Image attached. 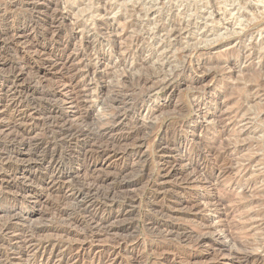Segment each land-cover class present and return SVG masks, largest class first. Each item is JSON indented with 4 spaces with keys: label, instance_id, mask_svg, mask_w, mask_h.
<instances>
[{
    "label": "rangeland",
    "instance_id": "obj_1",
    "mask_svg": "<svg viewBox=\"0 0 264 264\" xmlns=\"http://www.w3.org/2000/svg\"><path fill=\"white\" fill-rule=\"evenodd\" d=\"M263 60L264 0H0V264H264ZM217 162L212 184L175 176ZM98 206L130 225L110 257ZM200 223L205 244L164 232Z\"/></svg>",
    "mask_w": 264,
    "mask_h": 264
},
{
    "label": "bare ground",
    "instance_id": "obj_2",
    "mask_svg": "<svg viewBox=\"0 0 264 264\" xmlns=\"http://www.w3.org/2000/svg\"><path fill=\"white\" fill-rule=\"evenodd\" d=\"M178 1V0H177ZM193 1V0H192ZM218 1V0H217ZM233 1V0H232ZM239 1V0H238ZM189 2V1H188ZM209 1H207V3H208ZM226 2V1H225ZM235 2H236V0H235ZM229 3V2H228ZM227 3V4H228ZM232 3V2H231ZM236 4V3H235ZM239 4V3H238ZM237 4V5H238ZM184 5H186V3L184 4ZM230 5V4H229ZM197 7V6H196ZM241 7V6H240ZM235 9V8H234ZM241 11V10H240ZM187 12V11H186ZM233 12V11H232ZM246 16V15H245ZM55 17V16H54ZM250 17V16H249ZM241 18V17H240ZM232 20V19H231ZM249 20V19H248ZM246 21V20H245ZM244 21V22H245ZM259 26V24L256 26V27H258ZM256 29V28H255ZM257 47V46H256ZM264 61V60H263ZM216 67V66H215ZM219 67V65H217V67H216V69ZM264 67V66H263ZM184 68V67H183ZM221 69V68H220ZM214 70V69H213ZM235 71V70H234ZM245 71V70H244ZM243 71V72H244ZM246 72V71H245ZM261 72V71H260ZM258 73H259V70H255V74L256 75H258ZM217 75V74H216ZM250 75V74H249ZM146 77V76H145ZM16 78H17V76H16ZM173 81H174V79H170V80H168V81H166V82H164L165 84V88L167 89L168 87H171L172 85H173ZM145 82V81H144ZM148 82H150V83H152L153 85H152V88H154L153 86H154V84L156 83L157 84V82H154V80H148V79H146V83H148ZM145 85V84H144ZM147 85V84H146ZM148 85H150V84H148ZM257 85H262V82L260 81V82H258L257 83ZM242 86V85H241ZM149 88H151V87H149ZM237 88V87H236ZM252 91V90H251ZM127 97V96H126ZM229 97V96H228ZM49 100H50V98H49ZM221 102V101H220ZM255 102V101H254ZM231 103V102H230ZM249 103V102H248ZM243 104V103H242ZM242 104H240V106H243ZM253 104V103H252ZM257 104V103H256ZM255 104V105H256ZM78 105V104H77ZM223 105V104H222ZM254 105V106H255ZM263 105V104H262ZM80 106V105H79ZM124 107H126V106H124ZM248 107V106H247ZM252 107V106H251ZM250 110V109H249ZM127 112V111H126ZM126 112L124 111V113L126 114ZM120 113V112H119ZM243 114V113H242ZM120 115V114H119ZM224 115V114H223ZM116 116V115H115ZM225 116H227V114L225 115ZM80 117H82V119H83V114H81L80 115ZM85 117V116H84ZM123 117V116H122ZM222 116H220V118H221ZM117 118V117H116ZM258 118V117H257ZM81 119V118H80ZM85 119V118H84ZM83 119V120H84ZM114 119V118H113ZM54 120V119H53ZM118 120V119H117ZM220 120V119H219ZM120 121V120H119ZM218 121V120H217ZM236 122V121H235ZM256 122V121H255ZM115 123V122H114ZM219 123H220V121H219ZM260 123V122H259ZM15 124V123H14ZM85 124H86V122H85ZM118 124V123H117ZM222 124V123H221ZM12 126H13V124H12ZM11 127V126H10ZM224 127V126H223ZM15 128V127H14ZM1 129V128H0ZM5 129V128H4ZM14 130V129H13ZM6 131H11V129L9 128V129H7ZM5 131V132H6ZM19 131V130H18ZM14 132V131H13ZM218 132V131H217ZM224 132H226L225 130L223 131H220L219 132V134H218V136H217V138H216V143L218 142V141H223L224 140V135H225V133ZM11 133V132H10ZM9 133V134H10ZM23 133V132H22ZM216 133V132H215ZM6 134H8V133H6ZM5 134V135H6ZM20 134V133H19ZM23 135V134H22ZM27 135H29L28 133H27ZM230 134H227V137L229 136ZM232 135H234V134H232ZM249 135V134H248ZM14 136V135H13ZM226 136V135H225ZM240 137V136H239ZM243 137V136H242ZM23 138V137H22ZM244 138H246V137H244ZM242 139V138H241ZM232 140V139H231ZM234 140V139H233ZM239 140V139H238ZM249 140V139H248ZM250 140H251V138H250ZM225 141V140H224ZM228 141V140H227ZM247 141V140H246ZM212 142V141H211ZM226 142V141H225ZM241 142V140L239 141V143ZM244 142V141H243ZM158 144H157V149H159L161 152H166V151H169V149H172L171 148V146H169V145H167V143L166 144H164L163 142H161V139L157 142ZM203 143V142H202ZM221 143V142H220ZM224 143V142H223ZM211 144H213V143H211ZM214 144H215V142H214ZM141 145V144H140ZM203 145V144H202ZM209 145V144H208ZM217 144H215V145H213V146H207L206 148L204 147V149H202V150H200V153H199V156L200 155H202V157L204 156V154L205 153H208V154H211V155H214V153H217L218 151L216 150L217 148L215 147ZM220 145H222V144H220ZM227 144H225V146H226ZM177 146V145H176ZM235 146V145H234ZM217 147H218V145H217ZM249 147V146H248ZM155 148V147H154ZM201 148V147H200ZM226 148V147H225ZM229 148V147H228ZM236 148V147H235ZM239 148V147H238ZM241 148V147H240ZM2 149V148H1ZM55 149V148H54ZM219 149V148H218ZM243 149V148H242ZM5 150V149H4ZM227 150V149H226ZM55 151V150H54ZM8 152V151H7ZM10 152V151H9ZM48 152V151H47ZM5 154V153H4ZM9 154V153H8ZM7 154V155H8ZM44 154H46V153H44ZM219 155V154H218ZM218 155H217V157H218ZM5 156V155H4ZM34 156V155H33ZM215 156V155H214ZM221 156H222V154H221ZM227 156V155H226ZM17 157V156H16ZM42 157V156H41ZM41 157H37L36 156V161H38ZM45 158V157H44ZM46 158H48V157H46ZM221 158V157H220ZM226 158V157H225ZM225 158H224V160H225ZM4 159V158H3ZM219 159V158H218ZM231 159H233V158H231ZM10 160V159H9ZM217 160V159H216ZM223 160V159H222ZM223 160V162H225ZM228 160V159H227ZM227 160H226V162H227ZM32 161H35V160H32V158L31 159H29V160H27V164L29 165V166H31V163H32ZM48 161V160H47ZM219 161H220V159H219ZM232 160H230L229 162H231ZM250 163H251V161H250ZM254 163V162H253ZM3 164V163H2ZM49 164H50V170H52V172L53 173H56L57 171H60L61 170V167H62V165H61V163H60V161L59 160H57L53 155H52V157H49ZM224 164V163H223ZM247 164V163H246ZM225 165V164H224ZM232 165V164H231ZM244 166V165H243ZM2 167H4V165H2ZM227 167V166H226ZM210 168H211V170H212V176L210 177L209 176V174H208V172L210 171ZM210 168H208V170L206 171V170H204V168H201L200 167V165H190V166H188V167H185V168H183V169H181V170H179L178 169V171L175 173V176L176 177H178V176H180V179H179V181L180 180H184V181H187L188 179H191V178H194V176H204V178H203V180L206 182V183H210V184H212L213 183V181H214V178H217V179H220V177H222L224 174H226V173H229V169H227V168H225V167H223V166H221L218 162L217 163H215V164H213V165H211V167ZM216 169H218V170H220L219 171V173L216 175V177H215V173H213L214 171L216 172ZM2 170V169H1ZM232 170V169H231ZM45 171V170H44ZM245 171V170H244ZM207 172V173H206ZM47 173H49V170H47ZM14 174V173H13ZM18 173L17 172H15V174H14V177H16V175H17ZM46 174V173H45ZM230 174V173H229ZM241 174V173H240ZM48 175V174H47ZM18 176V175H17ZM239 176V175H238ZM13 177V176H12ZM235 177V176H234ZM237 177V176H236ZM17 178V177H16ZM25 178V177H24ZM179 178V177H178ZM177 178V179H178ZM264 178V177H263ZM30 179V178H29ZM33 179V178H32ZM55 180H56V178H55ZM202 180V181H203ZM97 181H98V179H97ZM96 181V182H97ZM253 181V180H252ZM101 182V181H100ZM250 182V181H249ZM103 183V182H102ZM101 183V184H102ZM133 183V182H132ZM97 184V183H96ZM100 184V183H99ZM135 184V183H134ZM115 185V184H114ZM91 186V185H90ZM93 186H95V185H93ZM121 186V185H120ZM156 186V185H155ZM240 186V185H239ZM243 186V185H242ZM255 186V185H254ZM80 187V186H79ZM84 187V186H83ZM96 187V186H95ZM100 187H101V185H100ZM128 187V186H127ZM99 188V187H98ZM122 188V187H121ZM132 188V187H131ZM156 188V187H155ZM239 188V187H238ZM126 189V188H125ZM219 189V188H218ZM217 189V190H218ZM76 190V189H75ZM74 190V191H75ZM224 190V189H223ZM98 191V190H97ZM100 191V190H99ZM128 191V190H127ZM256 191V190H255ZM254 191V192H255ZM106 192V191H105ZM157 192V191H156ZM103 193V192H102ZM155 193V192H154ZM223 193H225V195H226V197H230V195L228 194L227 195V193L224 191ZM107 194V193H106ZM115 194V193H114ZM248 194V193H247ZM82 195V191H80V190H76V192H74V196L75 197H78V198H80V197H82L81 196ZM95 195V194H94ZM113 195V194H112ZM99 196V195H98ZM116 196V195H115ZM235 196V195H234ZM233 196V197H234ZM103 198V197H102ZM82 199V198H81ZM84 199V198H83ZM251 199V198H250ZM102 200V199H101ZM110 200L112 201L113 199H111L110 198ZM253 200V199H252ZM209 201H210V203H212V204H214L217 208H218V211H224V212H226L227 211V205L225 206V204L226 203H224L221 199H218V198H214V199H209ZM259 201V200H258ZM261 201V200H260ZM86 202V201H85ZM103 202V201H102ZM252 202V201H251ZM111 204V203H110ZM239 204V203H238ZM194 206V205H193ZM235 207H237V206H235ZM243 207V206H242ZM248 207V206H247ZM13 208V207H12ZM94 208H96V206L94 207ZM103 208V207H102ZM250 209H251V207H250ZM105 210V209H104ZM99 212V215H96V214H92L91 216H90V218L89 219H85L84 218V220H82V221H84L85 222V224H86V228H88V230H92V232L94 233V231H103V232H105L107 235L108 234H113V238L111 239V241H110V243H109V246L106 248V252H105V255H107V257H110V256H112L113 255V253L115 254L116 252H117V250L118 251H120V250H122V249H124V246L127 244V243H129L131 240H132V238L131 237H129L125 232H128L129 231V229H130V225H128V224H126V223H123V222H118L117 224H114V221L112 220V216L111 215H108V214H105L106 212L105 211H102L101 210V208L98 206V208H97V211H96V213H98ZM158 213V212H157ZM222 213V212H221ZM228 214V213H227ZM226 214V215H227ZM225 216V215H224ZM177 219V218H176ZM239 219V218H238ZM154 221V220H153ZM196 221V220H195ZM199 221V220H198ZM74 223H75V221H74ZM231 222L230 221H228V222H226L225 223V225H224V227L226 228V233H227V236H229V238H231L232 239V234H233V226L230 224ZM263 223H264V221H263ZM154 224V223H153ZM170 224V223H169ZM240 224V223H239ZM155 225V224H154ZM234 225V224H233ZM238 225V224H237ZM85 226V225H84ZM157 226V225H156ZM161 226V225H160ZM183 226V225H182ZM242 226V225H241ZM159 227V226H158ZM157 227V228H158ZM199 227L200 228H198V229H195V227H194V229L192 228V229H184L183 231H182V228L180 227V226H177V225H166V227L164 226V232L165 233H168V234H173V235H177L178 237H176V238H179V240L180 239H183V238H185L186 240H189V241H193V242H195L196 244H205V243H207V242H209V238L207 237V234H211L212 233V228H211V226L209 225V224H206V223H200L199 224ZM223 227V226H222ZM10 228H13V227H11L10 226V222L9 223H4V224H2V225H0V230H4V231H6V230H10ZM153 228V227H152ZM156 228V227H155ZM161 227H159L158 229H160ZM212 229V230H211ZM88 230L86 229V231H83L84 232V237H88L87 236V232H88ZM220 230H222V229H220ZM236 230H237V228H236ZM24 232V231H23ZM160 232V231H159ZM215 232V231H214ZM225 232V231H224ZM250 232V231H249ZM248 232V234L250 235V233ZM34 234H35V232H32L31 231V237H32V235H33V237H35L34 236ZM90 234H92L91 232H90ZM95 234V233H94ZM212 234H214V233H212ZM89 235V234H88ZM226 235V234H225ZM231 236V237H230ZM78 237V236H77ZM145 237V236H144ZM236 237H237V235H236ZM42 238V237H41ZM35 239V238H34ZM134 239V238H133ZM33 240V239H32ZM32 240H30V241H32ZM37 240V239H36ZM140 240V239H139ZM34 241V240H33ZM133 241V240H132ZM138 241V240H137ZM235 241V240H234ZM237 241V240H236ZM247 241V240H246ZM38 242V241H37ZM37 242H36V244H37ZM44 243H50V244H52V242L48 239V240H46V241H43ZM42 242V240H41V242L39 243L40 245L43 243ZM188 242V241H187ZM125 244V245H124ZM129 244H131V243H129ZM143 244V243H142ZM239 244V243H238ZM241 244V243H240ZM239 244V245H240ZM30 245V244H29ZM34 245V244H33ZM47 245V244H46ZM53 245V247L52 248H54V249H57L58 247L57 246H59L60 247V245L58 244V243H54V244H52ZM51 245V246H52ZM90 245V244H89ZM242 245V244H241ZM240 245V246H241ZM224 246H226V245H223V246H221V247H219V248H224ZM231 246V245H230ZM244 246V245H243ZM29 247V246H28ZM37 247V246H36ZM39 247V246H38ZM37 247V251L39 250V248ZM137 247V246H136ZM157 247V246H156ZM177 247V246H176ZM180 247V246H179ZM145 248V247H144ZM152 248V247H151ZM243 248V247H242ZM79 249H85V247L83 246V245H81L80 246V248ZM244 249V248H243ZM35 250V251H36ZM111 250V251H110ZM153 250V249H152ZM174 250V249H173ZM35 252L34 254H33V256H38V255H42V256H44V255H46V253H45V251H41V252ZM51 251V250H50ZM53 251L54 250H52V253H53ZM160 252V251H159ZM112 253V254H111ZM242 254V253H241ZM236 255V254H235ZM238 256L240 257L241 255H239L238 254ZM50 257H51V255H50ZM50 257H48V258H50ZM115 257V256H114ZM234 257H237V256H234ZM52 258V257H51ZM56 259V258H55ZM243 259L244 260H246V261H250V260H257L258 259V257H257V255H254L253 253H250V252H246L244 255H243ZM145 263V262H144ZM156 263V262H155ZM259 263L260 264H263V263H261V261H259Z\"/></svg>",
    "mask_w": 264,
    "mask_h": 264
}]
</instances>
